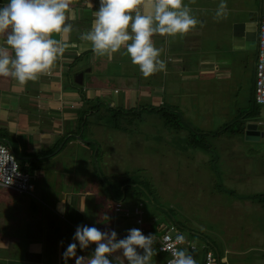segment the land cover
Instances as JSON below:
<instances>
[{"label":"crops","instance_id":"crops-1","mask_svg":"<svg viewBox=\"0 0 264 264\" xmlns=\"http://www.w3.org/2000/svg\"><path fill=\"white\" fill-rule=\"evenodd\" d=\"M90 2L93 9L87 7L86 0H76L78 18L68 39L77 48L69 47L50 75H42L25 86L0 78V141L32 175L29 192L18 193L0 186V264H63L61 254L77 225L114 229L118 238L134 226L113 211L115 199L125 200L126 184L120 186L118 194L116 187L123 178L112 179L106 166L105 172L97 167V142L104 137L100 132L94 136L89 128L102 126V118L112 117L113 108L121 113L144 102L149 105L143 111L155 113L153 110L160 107L184 114V107L166 104L164 96L182 101L189 94H180L175 85L187 81L193 84L200 76L204 77V110L211 108V94L207 91L211 92L212 82L221 86L231 83L232 88L240 85V79L251 85L250 102L255 109L254 66L264 0H223L224 9L220 8L221 0H184L197 25L184 36L153 37L155 46L162 49L161 59L167 70L148 78L127 55L97 57L90 43L79 38L90 28L92 11L99 7V0ZM81 48L88 50L78 55ZM80 114L85 118L79 125H89L81 132L77 124ZM236 118L235 133L240 135H244L246 122H256L258 128L262 124L253 120L250 111H241ZM229 124L213 132L223 134ZM111 126H115L114 130L120 127ZM84 132L89 136L84 137ZM61 204L63 213L58 211ZM92 248L94 245L77 254L90 255ZM154 248L159 253L156 245ZM215 253L220 258L219 252ZM163 261L162 257L152 258L151 264ZM68 264H74V258Z\"/></svg>","mask_w":264,"mask_h":264},{"label":"rangeland","instance_id":"rangeland-1","mask_svg":"<svg viewBox=\"0 0 264 264\" xmlns=\"http://www.w3.org/2000/svg\"><path fill=\"white\" fill-rule=\"evenodd\" d=\"M252 65L251 59L250 71ZM240 80V85L232 88L231 83L221 86L212 82L211 92L207 91L212 103L208 110H204V77L199 76L193 84H176L180 94L189 95L182 101H173L167 94L164 99L168 105L184 107V114L178 112L179 130L174 121L173 126L165 124L162 115H157L160 107L155 113L143 111L149 105L144 102L131 111L122 110V114L113 108L112 117L102 118V126H80L83 114L77 124L80 132L89 127L94 136L100 132L104 137L97 142L101 171L105 172L106 166L112 179L142 180L149 194L134 195L126 189L124 202L133 206L132 202L140 201L146 224L156 228L160 222H175L194 244L197 259L203 248L209 247L219 252L221 264L225 258L228 264H264V105L253 108L251 85ZM216 98L219 100L213 103ZM241 111H250L253 120L262 122L263 136L248 140L235 133ZM227 123L229 128L223 134L213 132ZM116 124L120 127L114 130L111 125ZM196 138L199 141L192 145ZM127 218L132 228H137L133 219ZM158 257L165 259L161 252L153 259Z\"/></svg>","mask_w":264,"mask_h":264},{"label":"clouds","instance_id":"clouds-1","mask_svg":"<svg viewBox=\"0 0 264 264\" xmlns=\"http://www.w3.org/2000/svg\"><path fill=\"white\" fill-rule=\"evenodd\" d=\"M86 3L93 9L90 0ZM225 7L221 0L220 8ZM92 17L90 28L79 38L90 43L97 57L112 59L117 53L127 55L144 78L167 70L166 62L161 59L162 49L155 46L153 37L157 34L173 38L184 36L197 25L184 0H99ZM77 18L76 0H2L0 78L25 86L42 75H50L65 51L69 47L77 48V44L69 43L68 39ZM86 50L81 48L77 54ZM15 161L9 147L0 145V184L4 189L19 175ZM9 162L11 167L6 168ZM58 211L64 212L62 204ZM105 219L108 220V216ZM166 239L172 241L162 249L171 253L169 264H197L194 245L187 249L178 247L185 243L183 234L177 233L174 241L171 236ZM156 243L153 234L145 235L139 228L127 229L126 235L118 238L114 229L101 230L79 224L61 259L63 264L73 258L74 264H151L153 256L157 255ZM92 245L90 255L77 254L78 250L83 252ZM223 264H228L227 258Z\"/></svg>","mask_w":264,"mask_h":264},{"label":"built area","instance_id":"built-area-1","mask_svg":"<svg viewBox=\"0 0 264 264\" xmlns=\"http://www.w3.org/2000/svg\"><path fill=\"white\" fill-rule=\"evenodd\" d=\"M253 101L257 105H264V13L260 16L258 24L257 51L254 66ZM0 145L5 148L9 147L5 142L2 141H0ZM9 150L16 160L15 164H18L19 175L14 176V183L7 186L6 188L14 190L18 193L29 192L32 187L31 173L20 167L15 154L10 148ZM10 167L11 162L6 165V168ZM0 186H2V184H0ZM113 211L125 218L131 217L137 225V228L141 229L145 235L153 234L154 238L157 240V243L155 244L157 250L161 253H164L166 256L161 264H169L170 260L172 259L171 253L162 249L167 248L168 244L172 242L167 240L166 237L171 236L174 241V237L177 233L182 234L175 223H170L169 225H160L156 231H153L149 224L145 223L143 218L144 210L142 203L134 204L130 207L125 204L123 200H115L113 203ZM189 245L194 244L185 238V243L183 245H178V247L187 249ZM189 250L191 251V248ZM194 257L197 261V264H220V258L217 256L215 251L209 247L203 248V253L199 259H197L195 254Z\"/></svg>","mask_w":264,"mask_h":264},{"label":"trees","instance_id":"trees-1","mask_svg":"<svg viewBox=\"0 0 264 264\" xmlns=\"http://www.w3.org/2000/svg\"><path fill=\"white\" fill-rule=\"evenodd\" d=\"M252 99H253V97H252ZM255 104V103H254ZM257 105V104H256ZM160 111H161V114H160V116L162 115V118H163V120H164V123L165 124H169V125H171V126H173V122L172 121H174V125L176 126L175 128H177L178 130L181 128V126H182V124H180L181 122H180V120H179V117L181 116L179 113H173L172 111H170V110H164V108H162V109H160ZM180 127V128H179ZM194 129V128H193ZM242 130H243V128H242ZM197 141H199L197 138H196V140H195V142L194 141H191V144L192 145H195V143L197 142ZM20 164V163H19ZM20 167L22 168V169H24V170H27V168H24L21 164H20ZM28 171V170H27ZM29 172V171H28ZM142 180L140 179H137V178H134V177H124L123 179H121L120 180V182L118 183V186L116 187V190H117V193L119 194H121V191H120V186L121 185H124V184H126L125 185V187H124V191H126V189H130V190H132L133 191V193H134V195L135 194H137V192L139 193V194H144V192H147L146 191V189L142 186V182H141ZM131 191V192H132ZM148 193V192H147ZM149 194V193H148ZM126 196V195H125ZM149 196V195H148ZM257 197H259V195L257 194L256 195ZM262 196H264V194L262 195ZM115 200H118V199H115ZM124 200V199H123ZM138 203H141L140 201H135V204H138ZM134 205V204H133ZM169 213V212H168ZM170 216V213H169V215H167L166 214V217H169ZM164 222H160L159 224H158V226H160V225H164L163 224ZM170 223H175V222H172L171 220L169 221V223H167L168 225L170 224ZM167 224H165V225H167ZM176 224V223H175ZM177 225V224H176ZM149 226L153 229V231H156L157 230V227L156 228H154V227H152L153 226V224H152V226H151V223L149 224ZM177 227L179 228V226L177 225Z\"/></svg>","mask_w":264,"mask_h":264},{"label":"water","instance_id":"water-1","mask_svg":"<svg viewBox=\"0 0 264 264\" xmlns=\"http://www.w3.org/2000/svg\"><path fill=\"white\" fill-rule=\"evenodd\" d=\"M244 135L248 140H255L263 136V131L258 128V124L256 122L249 121L245 124Z\"/></svg>","mask_w":264,"mask_h":264}]
</instances>
